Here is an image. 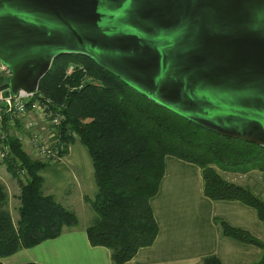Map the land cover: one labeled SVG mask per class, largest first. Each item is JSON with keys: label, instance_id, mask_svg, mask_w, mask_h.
<instances>
[{"label": "trees", "instance_id": "16d2710c", "mask_svg": "<svg viewBox=\"0 0 264 264\" xmlns=\"http://www.w3.org/2000/svg\"><path fill=\"white\" fill-rule=\"evenodd\" d=\"M72 64L77 67L68 75ZM87 77L93 80L84 82ZM39 91L66 116L59 129L64 145L61 156L66 157L70 147L79 142L92 160L96 193L85 200L96 217L87 229L88 239L92 247L108 249L113 264H126L141 249L154 245L160 229L151 200L160 190L168 156L201 169L207 198L242 202L257 211L264 225V200L221 174L264 171L263 146L198 127L133 90L84 55L55 58ZM16 124L23 132L19 121ZM5 127L9 132L8 123ZM8 132L5 146L9 153L2 162L19 181L22 192L16 226L9 211V194L0 182V264L20 250L56 239L65 228L80 224L75 212L54 195L43 193L42 172L51 165L33 158L21 138ZM214 223L223 237L260 248L262 257L255 264H264L262 240L223 219L216 218ZM202 264L222 263L210 256Z\"/></svg>", "mask_w": 264, "mask_h": 264}, {"label": "water", "instance_id": "95a60500", "mask_svg": "<svg viewBox=\"0 0 264 264\" xmlns=\"http://www.w3.org/2000/svg\"><path fill=\"white\" fill-rule=\"evenodd\" d=\"M77 54L181 118L264 147V0H0L3 98Z\"/></svg>", "mask_w": 264, "mask_h": 264}, {"label": "crops", "instance_id": "0c3cea01", "mask_svg": "<svg viewBox=\"0 0 264 264\" xmlns=\"http://www.w3.org/2000/svg\"><path fill=\"white\" fill-rule=\"evenodd\" d=\"M83 148L77 142L70 147L69 154L64 158L66 163L64 161L42 172L45 178L43 189L58 200L57 197L60 199L70 185L75 183L79 187L83 186L84 190L94 194L81 197V208L92 214L93 210L90 213V209L85 206V196L93 198L96 193L94 168L89 154ZM165 165L166 174L160 190L151 200L160 229L159 235L153 246L141 249L126 264H202L204 258L210 256L217 257L222 264L258 262L262 257L260 248L223 237L214 223L216 218L223 219L229 225L246 230L264 242V225L257 211L239 201H214L207 198L202 171L198 166L174 156L166 157ZM4 167L5 164L0 160V182L6 187L11 204L9 180L3 178L6 170ZM9 211L12 215L11 208ZM75 213L80 220L77 228H65L60 237L20 250L1 262L113 264L108 249L90 245L87 229L93 221H81L80 213L77 210Z\"/></svg>", "mask_w": 264, "mask_h": 264}, {"label": "built area", "instance_id": "2783aa9c", "mask_svg": "<svg viewBox=\"0 0 264 264\" xmlns=\"http://www.w3.org/2000/svg\"><path fill=\"white\" fill-rule=\"evenodd\" d=\"M76 67L77 65L70 66L67 74L71 75ZM0 74L9 79L12 77V70L0 62ZM28 116H35L44 125V128L38 130L35 129L38 123L27 124L30 132L27 144L32 149L33 158L48 163H60L64 159L61 156L64 145L59 129L66 120V116L56 108L52 99L45 98L38 92L26 90H19L17 95H11L9 98H3L0 94V144L2 145L0 160L2 161L9 153L8 147L5 146L6 124L15 126L17 121L24 120ZM72 135L76 137V134Z\"/></svg>", "mask_w": 264, "mask_h": 264}, {"label": "rangeland", "instance_id": "374dc122", "mask_svg": "<svg viewBox=\"0 0 264 264\" xmlns=\"http://www.w3.org/2000/svg\"><path fill=\"white\" fill-rule=\"evenodd\" d=\"M72 65H76V64H72ZM71 65V66H72ZM69 69V68H68ZM0 77H4L3 75L0 74ZM10 79V78H9ZM9 79H6L4 77V80L7 82ZM92 78L87 77L85 79L84 82H88V81H92ZM96 83V82H93ZM34 92H38L40 93L39 89L34 91ZM42 94V93H40ZM12 95V94H11ZM10 95V96H11ZM2 96V95H1ZM14 96V95H13ZM21 128L23 129V132L19 131V127L17 126V124L15 126H12L9 124V132L10 134H16L18 135V137H21L22 143L24 145L25 150L32 156V149L30 148V146L27 144L29 138H30V132L27 129V124L28 123H38V126H36L35 129L41 130L42 128H44L43 123H41L35 116H28L27 118H25L24 120L19 121ZM29 146V148H28ZM85 150V153L88 155V152L85 148H83ZM34 157V156H32ZM65 158V157H63ZM65 159H62L60 163L64 162ZM66 163V161L64 162ZM52 166L58 165V163H49ZM6 170L4 172V179L5 180H9V188H10V193H11V204L9 203V208H11V212L14 218V223L17 226L18 222L20 220V213H19V208L21 206V185L19 183V181L12 176V174L7 170V167H4ZM221 174L230 182L247 187L249 189L252 190L253 193H255L258 197H260L262 200H264V171H252L249 172L247 174H242V173H236V172H221ZM23 179L25 177H22ZM21 178V179H22ZM22 179V180H23ZM4 185V184H3ZM55 190V188L53 189V191ZM43 193L48 195L51 194L49 193V191H46L43 189ZM87 194L89 196H93V192L91 191H86L84 190L83 186H78L77 184H72L70 185V187L68 188V191L60 196L58 198V201L60 203H62L66 208L68 207V209L70 208L71 211L75 212V210L78 211V213H80L81 216V221H85V222H89V221H93L94 218L96 217V214L92 211V208L85 204L87 209H90V213L92 214H88L86 212L85 209L81 208V197ZM69 199H71V201H69ZM9 202H10V196H9ZM93 215V216H92ZM94 217V218H93Z\"/></svg>", "mask_w": 264, "mask_h": 264}]
</instances>
